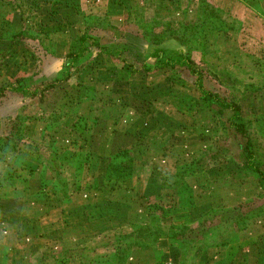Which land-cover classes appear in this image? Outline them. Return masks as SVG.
<instances>
[{"label":"crops","instance_id":"1","mask_svg":"<svg viewBox=\"0 0 264 264\" xmlns=\"http://www.w3.org/2000/svg\"><path fill=\"white\" fill-rule=\"evenodd\" d=\"M14 1L36 8L37 14L31 19L41 43L47 48V51H43L47 52L46 58H65L75 53L85 21L89 18L95 21L96 27L102 25L100 22L105 18L122 24L126 18L131 19L129 16L139 2L144 3V0ZM208 1L240 21L248 18L264 20V0ZM153 3L157 15H168L170 12L180 14L186 10L187 0H153ZM13 4L11 0H0L1 85L12 81L16 76L20 77V74L32 73L40 68L36 63L44 59L43 55L30 50V45L26 48L27 43H39L37 40L12 41L3 38L5 33H17L21 26L20 8ZM224 45L233 47L234 43L227 41ZM92 53L97 54L96 58L87 62V57ZM39 56L41 59L35 63L34 59ZM97 56L104 55L102 51L91 48L80 60L79 65L85 58L88 63L80 70L79 76L84 75L82 79L90 76L93 82L101 84V80L107 79H100V76H111V80L114 77L116 80L124 70V80L107 81L110 101L86 98L87 96L75 99L78 102L76 106H82L86 101L89 106L86 117L90 114L88 118L91 122L95 120L94 125L78 114H73L68 121L60 123L65 129L64 135L71 143L59 148L57 159L66 167L70 187L73 185L74 190L69 188L66 195H61L55 190L53 181H40L42 168L36 163L29 169L34 177L29 176V180L23 182V190L18 188L23 179L18 178L14 181L15 189L10 188V193L2 191L0 264H61L57 262V255L62 249L76 247L87 240L94 244L109 241L116 231L126 229L130 224H148L155 215L152 209H160L161 206L166 211V217L158 215L156 219L160 218L166 225H193L216 204L215 194L211 192L216 187L221 191L226 187L218 181L210 182L208 177L201 178L196 187L204 195L199 199L194 197L195 191H192L193 204L189 205L188 197L183 196L180 189L162 188L158 180L159 173L155 172L160 166L159 160H162V163L170 161L167 172L170 175L174 173L176 159L171 166V159L175 157L172 149L181 144L185 146H182L183 150L188 149L192 154L190 149L195 147L187 146L196 136L193 133L183 136L188 131L183 129L194 118L198 97L194 95L196 99L193 100L191 94L197 90L194 91L192 85V88L186 87L190 98L183 102V91L178 88L180 85L177 81L169 80L165 75L150 76L141 85L143 103H136L133 98L140 97L137 95L139 87L135 82L138 73L132 74L126 68L120 69L113 59L110 60L111 64L102 61L94 63L100 58ZM40 69L43 73L44 67ZM40 69L36 71L39 72ZM63 71L65 70L60 69L50 79L60 77ZM71 78L57 88L66 83L71 84ZM131 103L134 104L131 106ZM259 121L264 123V113ZM57 126L50 123L46 125L48 131L53 132ZM123 150L129 151L132 158L131 164L126 168L127 176L124 179H108L106 174L111 157ZM154 156L158 157L153 158ZM150 171L155 173L151 174ZM136 217L142 218V221L133 224ZM245 241L241 237H235L227 240L225 246L212 242L211 247L197 245L195 250L192 249L193 252H189L188 258L182 260L176 244L159 239L154 249L129 253L124 264H264V246L261 244L263 248L259 253L253 254L245 244L242 245ZM63 264L79 263L75 259H68Z\"/></svg>","mask_w":264,"mask_h":264},{"label":"trees","instance_id":"2","mask_svg":"<svg viewBox=\"0 0 264 264\" xmlns=\"http://www.w3.org/2000/svg\"><path fill=\"white\" fill-rule=\"evenodd\" d=\"M11 1L16 8H20L21 26L17 33H5L3 38L12 41L37 40L41 45L39 33L31 19L37 13L36 8ZM185 11H191V19L182 17ZM185 11L180 18L173 15L163 18L151 17L150 21L145 22V27L138 31L146 43L145 61L154 60L152 67L147 66L145 62L137 69L122 57L123 52L120 47V49L116 46L110 47L108 41L103 44L92 35L94 26L84 24L77 50L65 57L68 63L65 72L59 78L31 90L24 85L23 78L16 77L0 87V97L8 92L22 97L42 99L45 94L71 78L72 73L79 68L77 65L79 61L91 48L102 51L108 61L114 59L122 63L127 62V68L132 74L148 75L163 69H182L194 78L195 87L200 93L197 107L210 111V121L216 126V130L209 143L191 158V162H180L181 159H177L172 175L159 173L160 186L164 189L182 190L189 199V205H192V190L188 181L195 182L198 178L207 177V173L214 167L230 159L233 155L230 147L237 142L243 161L236 157L234 160L246 175L252 174L251 176L264 191V171L260 166L262 162L264 163V144L260 143L259 137L254 133L251 121L242 116L239 101L243 93L235 88L231 92L232 97H224L204 85L205 78L217 79L213 69L232 75L231 69L229 70L232 67L234 74L245 73L237 79L234 77L236 81L244 78L245 91L264 92V20L248 18L240 21L218 9L208 0H187ZM225 41L233 42L234 46L227 47L224 45ZM170 43L178 47L164 46ZM42 46L47 51L44 43ZM195 55L200 57L198 61H195ZM36 59L40 60L39 57ZM26 121L24 117L15 116L7 123L5 121L4 125L0 123V162L5 163L8 158H15L22 153L32 154L38 158L42 168L40 181L46 182L47 179L53 181L55 190L61 195H66L69 188L71 190L74 188L73 185L70 187L66 167L57 159L58 150L27 138L24 132ZM50 124L57 125L52 121ZM131 162V153L127 150L112 156L107 178L124 179L128 174L126 168ZM24 169L20 168L17 173L14 169L5 170L0 167V195L2 191L6 193L7 189H15L14 181L22 177ZM150 173L155 172L150 171ZM28 174L31 175L30 170ZM263 213L264 205L254 208H250L247 204L233 208L214 205L193 225L167 227L160 224L156 217H152L148 224H130L128 228L116 231L112 239L104 243L94 244L91 240H87L76 247L62 249L57 255V262L63 264L68 259H75L79 264H124L129 253L154 249L159 239H166L176 244L180 251V259L186 260L189 252H192L197 245L205 244L206 247H211L210 242H212L225 246L227 240L235 237L240 239L243 238L242 236H246L248 242L253 236L251 235L253 227L260 224L259 220L262 219ZM255 234L256 240L262 242V234Z\"/></svg>","mask_w":264,"mask_h":264},{"label":"rangeland","instance_id":"3","mask_svg":"<svg viewBox=\"0 0 264 264\" xmlns=\"http://www.w3.org/2000/svg\"><path fill=\"white\" fill-rule=\"evenodd\" d=\"M136 4V1H134ZM153 0H144V3H138L137 8L135 7V10L133 11V14L130 16L131 19L126 18L127 20L123 21L122 24L120 22H112L111 20H108L107 18L103 19L100 23L102 25H99L98 27L94 26L95 21H91V19H88L85 21V24L88 25H93L94 30L92 32V35L97 37L103 44L108 41V45L110 47H118V49H122V57L124 59L134 65L137 69L140 68L142 64L145 62L147 63V66L152 67L154 66V60H147L145 61V56L147 55L146 53V43L142 39V36L139 34L138 31H140L143 26L145 25V22L150 21L151 17H157V18H163L166 17L167 14L165 15H157L156 10L154 9L153 5ZM37 14V13H36ZM180 13L178 12H170L168 15H173L176 18L181 17ZM32 15V14H31ZM30 15V17H31ZM185 19H191L192 14L191 11H185L183 16ZM107 24V25H106ZM124 24V25H123ZM145 27V26H144ZM136 32V34H135ZM226 42V41H225ZM230 43V41H229ZM31 46L29 49L37 52L39 55H43L44 59L39 63H36L37 59L35 60V63L38 64V67H44L43 73H41L42 69H40L39 72L34 70V74L32 73H24L20 74V78L24 79V85L28 87L31 90H34V88L44 85L45 83H48L50 80L52 81V76L55 75V73L59 72V70H66L65 65L68 63V60H66L64 57H47L46 54L47 52H43L44 49H42V44L40 45L39 43H27L26 48ZM168 48H177L178 45L174 44H166L164 45ZM120 47V48H119ZM103 54V53H102ZM97 54L92 53L90 57H87L88 61L93 60L96 58ZM104 55V54H103ZM98 58L99 60H96L94 63H98L99 61L109 63L110 60L108 61L105 58V55L103 57ZM196 60L200 58L199 56L195 55ZM199 57V58H198ZM85 58V59H87ZM85 59H83V62L79 65V68L75 70L72 74L73 79L70 80V83H66L63 86H60L56 90H52L48 92L47 94L44 95L42 99H39L38 97L34 98H28V97H22L17 94H12V93H5L4 96L0 97V123L4 125L5 121L6 123L8 122L9 119L15 117V116H21L27 119L25 123V136L32 140L35 143H40L44 145L45 147H51L52 149H57L62 145H68L71 143L70 139L64 135L65 129L60 125V123H64V121H68L69 118L72 117L73 114H78L80 117H85L89 123H92L94 125L95 120L91 122L90 114L86 117L88 108L89 106L86 104V101L82 103V106H76L78 102L76 103L75 99H83L84 96L86 98H93L97 99L100 101H110L108 99L110 90H108L107 86L109 84V80H111V76L109 77H102L100 76V79H107V80H101L103 81L101 84L98 82H93L94 80L91 79V77H82L79 76L81 73V69L84 67V65L88 64L85 62ZM33 60V59H32ZM114 60V59H113ZM117 62V66L121 68H126L129 72L130 70L127 68V62L122 63L118 60H115ZM115 63V62H114ZM101 64V63H100ZM111 64V62H110ZM113 64V63H112ZM229 68V67H228ZM230 70V68H229ZM36 71V72H35ZM214 73L217 75L216 80H211L210 78H205L204 85L207 89L212 90L216 94H220L224 97H232L233 90L239 89L243 93V97L240 99L239 103L241 105V112L242 116L248 120L251 121V126L253 128L254 133L259 137L260 143L264 144V123L260 122L259 119L261 118V115L264 113V92L262 93H255L252 92L251 90L245 91L243 88L246 85V82H244V78L238 79L239 81H236L234 77L237 79L241 75L245 73H241L240 75L238 73L234 74L233 70H230L232 72V75L227 74L226 72L219 73L215 69L212 70ZM65 71H63L64 73ZM32 74V75H31ZM124 70L122 73H119L117 76V79L111 80L113 81H118L122 82L124 80ZM167 77L169 80L172 81H177L179 83V87L181 88L182 93V101L185 102V100H188L190 98V93L188 90H186V87L192 88L190 85L193 86V90L196 91V87L194 84V78L190 77L186 71H183L182 69H163L159 71H155V73L151 74H144V73H138V75L135 77V82L138 84L139 90L138 94L140 97L139 100L138 98L133 100L136 103L142 104L143 100H141V94L143 93L141 91V85L143 81H147L148 77L153 76V77ZM236 75V76H235ZM19 76V75H18ZM17 77V76H16ZM161 77V79H162ZM245 77V76H244ZM52 78V79H50ZM59 78V76L57 77ZM77 78V80H76ZM128 78V77H127ZM146 78V79H145ZM82 79V80H80ZM14 80V79H13ZM49 80V81H47ZM106 81V82H104ZM1 82V80H0ZM93 83H95L93 86ZM1 85V84H0ZM87 85V86H86ZM4 86L1 85L0 87ZM86 86V87H85ZM85 87V88H83ZM196 89V90H195ZM238 90V91H239ZM124 92L126 90H123ZM141 93V94H140ZM251 94V95H248ZM86 94V95H85ZM101 94V95H98ZM133 94V93H132ZM194 95H197L198 97V102L200 98V93L197 90L196 92H193L191 96L193 97V100L196 99ZM232 95V96H231ZM248 95V97H247ZM185 99V100H184ZM132 100V101H133ZM113 99H111V102ZM182 102V103H183ZM198 102L195 103V109L193 113V120L192 122H188L187 126L183 129H187L188 131L183 134V136L188 135V133L192 134L196 137L192 138L190 141L189 146L187 147H195L191 150V153L188 151V149L182 148V146L185 148L183 144L181 146H177L175 149H172L173 156L174 158L171 159V166L173 165L175 159L181 161H189L191 162V158L195 157L198 153V151L207 145L209 143V140L211 139V136H213V133L216 130V126L213 125V123L210 121L211 120V113L208 110H202L199 107H197ZM134 104V103H133ZM131 103V106L133 105ZM136 108V107H134ZM194 108V107H193ZM92 117V116H91ZM63 120H62V119ZM61 119V121H60ZM51 120L53 123H57V127L55 132L48 131L46 125L48 123H51ZM80 123H82L80 121ZM89 126H92L91 124ZM192 128V129H191ZM82 129V128H80ZM47 131V132H46ZM60 132L57 135H54L55 133ZM65 136V137H64ZM48 141V143L46 142ZM239 145L237 142L233 143V145L230 147L231 149V154L233 153L232 157L230 159L225 160L224 162H221L218 164L217 167H214L209 173H207V177L210 182L218 181L222 185H226V187L221 191L222 189L220 188H215L211 194H215V201L216 207H225V208H233L238 205H243L247 204L250 206V208H254L257 206H262L264 205V191L260 188L258 189L259 183L256 182L255 178H253L251 175L252 174H247L243 172L238 167L237 162L234 160L235 157L236 159H239L240 161H243L242 155H241V150L238 148ZM158 156H154L153 158H157ZM239 161V162H240ZM38 158L32 154L28 153H22L17 155L15 158L10 157L6 160L5 163L0 162V167L1 169H14L16 170L17 173H19L20 168L24 165L26 168L24 169V172H22V183L18 185V188L20 190H23L25 187V183H23L26 180H29V176L34 177V175H29V169L31 165H36L38 163ZM162 160H159L160 166H158L157 171L155 169V172L157 173H168L167 168L170 169V161L162 163ZM176 161H175V166H176ZM261 169L264 171V163L260 164ZM160 168V169H159ZM174 166L172 167L173 171ZM223 170V171H222ZM175 171V168H174ZM154 172V171H153ZM224 173V174H223ZM28 178V179H27ZM201 182L198 180L194 181H188V184L190 185V188L192 191H195L194 197H198L199 199L203 197L204 192H199V189L196 187L198 183ZM230 183V184H228ZM228 186L231 188L229 189ZM211 191V190H210ZM257 193H256V192ZM7 192H9V189H7ZM181 194L184 196L185 194L183 193L182 190H180ZM215 192V193H214ZM207 193V192H206ZM239 195V197H238ZM206 196V195H205ZM237 197V198H236ZM242 197V198H241ZM241 198V199H238ZM225 200V202H224ZM158 208V207H157ZM161 209V210H160ZM160 209H152V211H155L154 217H159L165 218L166 217V211L163 210V207L161 206ZM245 211V210H244ZM158 222L162 224L164 227H167L165 221H161L160 218H157ZM142 221V218L136 217L134 221H132L133 224H137ZM260 224L257 226L255 225L253 227V235L250 240L246 239V236H242L243 240H246L245 242H241L242 245L245 244V246L248 248L251 253L256 254L259 253V251L263 248L262 245L264 246V213L262 216V219L259 220ZM262 225V227H260ZM258 231V232H257ZM255 233H261L262 234V242H258L256 239L257 237L255 236ZM213 238V237H209ZM215 242V241H214ZM262 244V245H261ZM245 247V248H246ZM196 247H194L195 250ZM193 252V251H192ZM233 252V251H230Z\"/></svg>","mask_w":264,"mask_h":264}]
</instances>
